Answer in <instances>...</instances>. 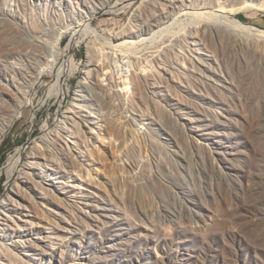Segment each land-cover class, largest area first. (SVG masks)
Instances as JSON below:
<instances>
[{
    "label": "rangeland",
    "instance_id": "obj_1",
    "mask_svg": "<svg viewBox=\"0 0 264 264\" xmlns=\"http://www.w3.org/2000/svg\"><path fill=\"white\" fill-rule=\"evenodd\" d=\"M235 22L264 0H0L1 264H264V39ZM62 31L53 74H13Z\"/></svg>",
    "mask_w": 264,
    "mask_h": 264
},
{
    "label": "bare ground",
    "instance_id": "obj_2",
    "mask_svg": "<svg viewBox=\"0 0 264 264\" xmlns=\"http://www.w3.org/2000/svg\"><path fill=\"white\" fill-rule=\"evenodd\" d=\"M109 7V5H108ZM111 7V6H110ZM109 7V8H110ZM112 8V7H111ZM169 9H172L171 5L168 6ZM104 9V8H103ZM202 15V14H201ZM86 17V16H85ZM156 17V16H155ZM159 17L161 18H164L166 20H171L169 26L167 27H163V28H159L158 30H153L152 28L153 27H157V26H154L152 24H147V22H142V25L141 26L145 32H147L146 34H150V37L149 39L150 40H154V42H159L161 41L162 38L166 37L167 34L170 33V29L172 28L173 24L175 25V15L172 14L171 12L169 11H165V12H162L159 14ZM82 18V17H81ZM88 18V17H87ZM91 18V17H90ZM79 20V19H78ZM84 20V19H83ZM82 22H78L77 26H74L72 29L73 31H77L79 30L81 27L84 26V23L86 22L85 20ZM87 20V19H86ZM192 20V19H191ZM149 21V20H147ZM206 22V23H205ZM178 24V23H177ZM215 22H212V20H210V18H206V17H203L200 16L197 18V16L195 17V27L196 29H199V27H205L206 29H209V28H212L214 26ZM187 25V24H186ZM86 26V25H85ZM185 26V25H184ZM90 27V26H89ZM176 27V26H175ZM235 28V30H238L239 32L241 31L244 35H246L247 37H252V36H256V38H263L264 39V31H261V30H258L256 29L254 26H250V25H243L241 23H238V22H235V25L233 26ZM68 31H62L59 36L56 38L55 42L53 44L50 45V47L48 48V57L46 60H45V67L44 68H40L37 64H38V56L34 55V54H28L27 52L23 53L21 51H19L18 53L21 54L23 53L22 55L24 56V58L27 59L28 61V65L29 67L32 69L33 73L31 72H24V71H13V74L15 73H19L21 75L23 74H26V73H30L32 75L35 76V78H39L41 75L43 74H53V70L57 67L58 65V62L59 60L61 59V56H60V42L62 40V38L68 34L67 33ZM76 33V32H75ZM83 34H88V33H92V35L96 34L95 30L91 29V28H86L82 31ZM81 33V34H82ZM176 33V32H175ZM181 33V32H180ZM74 34V33H72ZM79 34V33H78ZM77 34V35H78ZM77 35L73 36V39L71 40V43L68 45V52L71 48L72 45H77L79 44V40H78V37ZM177 35V34H176ZM98 36V35H97ZM125 39V38H124ZM153 42V43H154ZM126 44H131V45H134L136 44V42H133L132 40H128L125 42ZM163 43V42H162ZM155 44V43H154ZM165 47V46H164ZM5 50L9 53V54H12L14 53L15 50H17V48L15 47H7L5 48ZM64 60H63V64H61L58 69V76H57V82H59L61 80V77H62V73L64 74L65 70H68V73L69 74H72L76 68L74 66V60L72 58V56L65 54L64 55ZM31 65V66H30ZM35 67V68H34ZM15 70H19L18 68H15ZM56 82V83H57ZM11 85L15 88V90H18L20 88L19 84L14 80V78L11 79ZM55 85V84H54ZM54 87V86H53ZM26 102H24L25 104ZM16 114L18 115L19 114V111L16 110ZM56 131V130H55ZM54 132V131H53ZM45 138H43L40 142V144L38 145L39 148H42L45 144ZM48 148H52L54 150V146H50ZM43 150V148H42ZM37 151L36 149L34 148L31 153H30V156L29 158L31 159H35L37 155ZM19 158V157H18ZM17 158V159H18ZM16 160V159H15ZM14 160V161H15ZM34 163H30V166H33ZM26 166H29V163H24L23 161H15L14 165L12 166V168L10 167L9 169V173H11V171H13L14 169L17 171V173H26L24 172L25 169H26ZM14 173V172H13ZM16 173V172H15ZM11 193H14L12 190H11ZM8 201L11 199V196L10 194L7 196L6 198ZM8 201H4L3 202V205H5V207L9 204L10 206V202L11 200L8 202ZM7 203V204H6ZM1 264V263H0Z\"/></svg>",
    "mask_w": 264,
    "mask_h": 264
},
{
    "label": "built area",
    "instance_id": "obj_3",
    "mask_svg": "<svg viewBox=\"0 0 264 264\" xmlns=\"http://www.w3.org/2000/svg\"><path fill=\"white\" fill-rule=\"evenodd\" d=\"M109 70L105 75H103V79L101 82H107L108 81H115L118 88H121L123 85L122 83H119V73H121L125 69H132L131 63L130 65H122V59L120 60H111L109 66ZM64 96V95H63Z\"/></svg>",
    "mask_w": 264,
    "mask_h": 264
},
{
    "label": "trees",
    "instance_id": "obj_4",
    "mask_svg": "<svg viewBox=\"0 0 264 264\" xmlns=\"http://www.w3.org/2000/svg\"><path fill=\"white\" fill-rule=\"evenodd\" d=\"M241 21H244L243 19L240 18ZM3 158H4V154L2 153V155L0 156V164L3 162Z\"/></svg>",
    "mask_w": 264,
    "mask_h": 264
}]
</instances>
